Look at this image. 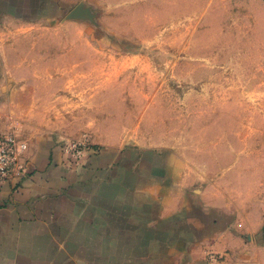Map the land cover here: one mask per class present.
<instances>
[{"label":"rangeland","instance_id":"1","mask_svg":"<svg viewBox=\"0 0 264 264\" xmlns=\"http://www.w3.org/2000/svg\"><path fill=\"white\" fill-rule=\"evenodd\" d=\"M60 10L7 25L9 135L29 146L49 133L74 163L158 150L153 171L181 162L192 189L231 210L208 212L221 234L204 264H264V0H61Z\"/></svg>","mask_w":264,"mask_h":264},{"label":"crops","instance_id":"2","mask_svg":"<svg viewBox=\"0 0 264 264\" xmlns=\"http://www.w3.org/2000/svg\"><path fill=\"white\" fill-rule=\"evenodd\" d=\"M60 9L61 0H0V100L13 80L7 25L54 20ZM15 112H0V134L14 132L3 115ZM22 162L25 172L0 182V264H204L205 243L221 234L208 212L232 214L192 189L183 163L153 171L164 165L156 149H101L74 163L48 133Z\"/></svg>","mask_w":264,"mask_h":264},{"label":"built area","instance_id":"3","mask_svg":"<svg viewBox=\"0 0 264 264\" xmlns=\"http://www.w3.org/2000/svg\"><path fill=\"white\" fill-rule=\"evenodd\" d=\"M85 146L86 142L80 140L72 144L68 152L78 161L84 156ZM26 147V143L18 141L16 137L0 134V182L26 171L25 164L20 161L21 153Z\"/></svg>","mask_w":264,"mask_h":264}]
</instances>
